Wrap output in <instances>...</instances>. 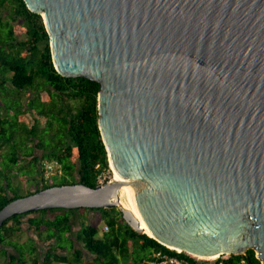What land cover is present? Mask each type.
Here are the masks:
<instances>
[{
  "label": "water",
  "instance_id": "95a60500",
  "mask_svg": "<svg viewBox=\"0 0 264 264\" xmlns=\"http://www.w3.org/2000/svg\"><path fill=\"white\" fill-rule=\"evenodd\" d=\"M24 2L43 17L57 72L99 83L98 125L119 179L15 198L0 229L19 214L116 206L167 247L253 249L264 264V0Z\"/></svg>",
  "mask_w": 264,
  "mask_h": 264
},
{
  "label": "trees",
  "instance_id": "16d2710c",
  "mask_svg": "<svg viewBox=\"0 0 264 264\" xmlns=\"http://www.w3.org/2000/svg\"><path fill=\"white\" fill-rule=\"evenodd\" d=\"M99 89L96 81L57 72L41 14L30 11L24 0H0V209L23 196L14 184L17 176L35 182L27 195L52 185L99 184L109 168L98 125ZM54 160L61 174L53 175L51 183L43 178V163ZM51 210L59 209L19 214L4 222L0 251L6 264H149L159 249L176 254L134 231L116 206L86 209L95 218L82 222L75 237L71 214L82 209L46 215ZM26 215H31L28 229L39 235L21 242L14 236L24 231L21 217ZM224 264L262 262L249 249L229 255Z\"/></svg>",
  "mask_w": 264,
  "mask_h": 264
},
{
  "label": "rangeland",
  "instance_id": "374dc122",
  "mask_svg": "<svg viewBox=\"0 0 264 264\" xmlns=\"http://www.w3.org/2000/svg\"><path fill=\"white\" fill-rule=\"evenodd\" d=\"M5 149L6 148H3L2 151L5 150ZM57 174L59 175L61 173H56V174L50 175V177L48 178V182H51L52 181L51 177L53 175H57ZM114 177H115L114 171L109 166V168L106 169L102 173V175L99 177V179H100V181H104V183H105V182L109 181L110 179H114ZM14 184L19 188V191H20V193H22L23 196L27 195L25 193L28 192L29 190H34L35 189V186H34L35 182L32 179L25 180V179H22L20 176H17V177L14 178ZM64 212H65V210H55V211L48 212L46 215L53 217L56 214L64 213ZM71 216H72L71 220H72V225H73V233H72V235L75 237L76 232L80 228V224L82 222L91 223L92 220L95 218V212L88 211L85 208V209H82L80 211L73 212L71 214ZM27 217L28 216L21 217V220L24 221V224L22 225L24 231L15 234L14 239H17L19 241H25V240H27V238L29 236H31L32 238H36V237L38 238L39 234L37 232H34V230H29L28 228H27L28 230L24 229V228L27 227V225H26ZM101 226H102V223H101L100 227ZM25 230H27V231H25ZM39 246H41V243H39ZM0 250H1V246H0ZM4 262H5L4 256L0 252V264H5ZM122 262L125 263V260H123Z\"/></svg>",
  "mask_w": 264,
  "mask_h": 264
},
{
  "label": "built area",
  "instance_id": "2783aa9c",
  "mask_svg": "<svg viewBox=\"0 0 264 264\" xmlns=\"http://www.w3.org/2000/svg\"><path fill=\"white\" fill-rule=\"evenodd\" d=\"M44 174L43 178L45 181L48 182V178L52 174L61 173V165L58 163V161H44ZM99 183H104V181H100L98 179ZM103 232H107L109 230V227L107 224L103 225ZM167 247V246H166ZM169 248V247H168ZM170 250H174L169 248ZM176 251V254H171L170 252L159 249L155 251L152 255V259L150 261H147L149 264H224V260L229 258L230 254H227L226 257H219L214 260H203L198 259L197 257H194L189 252L186 251Z\"/></svg>",
  "mask_w": 264,
  "mask_h": 264
},
{
  "label": "bare ground",
  "instance_id": "6f19581e",
  "mask_svg": "<svg viewBox=\"0 0 264 264\" xmlns=\"http://www.w3.org/2000/svg\"><path fill=\"white\" fill-rule=\"evenodd\" d=\"M112 170H113V168H112ZM114 174H115L114 179H119V177H118V175H117V173L115 171H114ZM99 184H102V183H99ZM120 202H121V205L125 209H129V210L133 211V213L136 215V213H135V211H134V209H133V207H132V205H131V203H130V201H129L126 193H125V190H124L123 186H121V190H120ZM137 218H138V216H137ZM140 223H141L142 229L144 230V233H146L150 237H154V235L150 232L148 227L141 220H140ZM169 248L177 250V251H183L181 249H176V248H173V247H169ZM189 253L191 255H193L194 257H197L198 259H203V260H214V259H217L219 257H223V256L226 257L227 256V254H224V253H219V254H214V255H200V254H196V253H192V252H189Z\"/></svg>",
  "mask_w": 264,
  "mask_h": 264
},
{
  "label": "flooded vegetation",
  "instance_id": "af4514ba",
  "mask_svg": "<svg viewBox=\"0 0 264 264\" xmlns=\"http://www.w3.org/2000/svg\"><path fill=\"white\" fill-rule=\"evenodd\" d=\"M49 210H50V209H49ZM59 210H63V209H59ZM76 210H78V209H76ZM51 211H52V210H51ZM49 212H50V211H49ZM26 216H28L27 219H26V220H28V219L30 218L31 215H26ZM27 228H28V227H26V228H24V229H27ZM27 230H28V229H27ZM27 230H25V231H27ZM78 230H79V229H78ZM34 232H36V231L34 230ZM29 238H31V236H29V237L27 238V240H28ZM27 240H25V241H27ZM25 241H21V242H25ZM0 252H1V251H0ZM4 259H5V262H4V263L6 264V263H7V262H6V257H4Z\"/></svg>",
  "mask_w": 264,
  "mask_h": 264
}]
</instances>
